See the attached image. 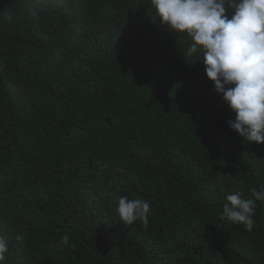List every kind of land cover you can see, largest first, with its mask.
<instances>
[{
	"label": "trees",
	"instance_id": "16d2710c",
	"mask_svg": "<svg viewBox=\"0 0 264 264\" xmlns=\"http://www.w3.org/2000/svg\"><path fill=\"white\" fill-rule=\"evenodd\" d=\"M29 2L0 0L4 264H264V201L251 232L220 219L264 188V142L230 129L190 38L150 0Z\"/></svg>",
	"mask_w": 264,
	"mask_h": 264
},
{
	"label": "clouds",
	"instance_id": "9594fccd",
	"mask_svg": "<svg viewBox=\"0 0 264 264\" xmlns=\"http://www.w3.org/2000/svg\"><path fill=\"white\" fill-rule=\"evenodd\" d=\"M38 2L27 5L32 15ZM150 6L161 25L190 38L187 55L199 54L206 78L235 114L230 129L249 143L264 142V0H150ZM226 201L220 219L251 232L264 188H251L247 199L238 192L228 194ZM150 209L147 200L121 196L115 211L124 224L140 221L146 228ZM68 240L62 237V243ZM7 252L8 244L0 237V264Z\"/></svg>",
	"mask_w": 264,
	"mask_h": 264
}]
</instances>
